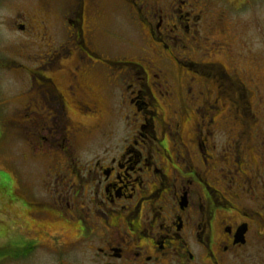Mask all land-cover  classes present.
I'll use <instances>...</instances> for the list:
<instances>
[{
  "label": "flooded vegetation",
  "instance_id": "1",
  "mask_svg": "<svg viewBox=\"0 0 264 264\" xmlns=\"http://www.w3.org/2000/svg\"><path fill=\"white\" fill-rule=\"evenodd\" d=\"M211 1L37 0L8 17L23 50L0 68L28 80L9 121L41 177L0 190V264H264L260 82L193 59L232 51L248 0ZM122 16L138 40L112 55Z\"/></svg>",
  "mask_w": 264,
  "mask_h": 264
},
{
  "label": "rangeland",
  "instance_id": "2",
  "mask_svg": "<svg viewBox=\"0 0 264 264\" xmlns=\"http://www.w3.org/2000/svg\"><path fill=\"white\" fill-rule=\"evenodd\" d=\"M215 1L211 2L215 5L221 4L220 0ZM230 1L237 3V0ZM36 3L37 0H12V2L0 3V61L15 57L13 52L16 54L17 51L23 50H20V41L23 40V36L8 23V17L20 7L32 10ZM228 16L230 29L227 35L231 36L232 51L222 54L215 53L213 57L195 54L193 59L219 60L227 66L236 59L239 68L244 67L247 71H245L246 74L251 71L252 74L257 76L262 91L261 104L264 106V0H248L246 6L237 11L235 10ZM111 31L112 33L107 35L109 37L102 36V46L105 51L112 55L118 51L130 53L134 48L132 40H138V34L132 24L123 16L118 17L113 20ZM213 37L215 38L212 41L223 40L217 33ZM210 42L207 41L205 45L210 47V45H213H209ZM203 44L202 42V53L210 54L211 51H206ZM41 46L42 44L37 42V44H31L30 48L26 47V50L32 52V58H38V55L42 54ZM39 59L42 58L40 57ZM23 61V58H18V62ZM12 69L0 68V190H4L7 195L11 192L15 176H31L30 178L28 176V179H30V184L34 183L32 185L35 187L40 186L39 178L41 177V174H29V167L21 157L23 155L22 152H25L27 147L22 142V139H18L15 142L14 130L9 121L14 108L18 110L24 107L23 97L28 87V80L23 68ZM261 123L264 125V115ZM40 171L41 169L37 170V172ZM4 203L8 204L7 200L0 203V230L3 226H8L10 222L8 213L3 210ZM5 208L7 209V206Z\"/></svg>",
  "mask_w": 264,
  "mask_h": 264
}]
</instances>
